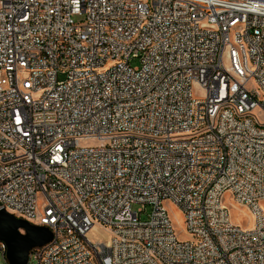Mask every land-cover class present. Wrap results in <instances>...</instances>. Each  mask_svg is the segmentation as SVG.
<instances>
[{"label":"built area","instance_id":"1","mask_svg":"<svg viewBox=\"0 0 264 264\" xmlns=\"http://www.w3.org/2000/svg\"><path fill=\"white\" fill-rule=\"evenodd\" d=\"M261 200L264 0H0V208L52 233L28 260L264 264Z\"/></svg>","mask_w":264,"mask_h":264},{"label":"water","instance_id":"2","mask_svg":"<svg viewBox=\"0 0 264 264\" xmlns=\"http://www.w3.org/2000/svg\"><path fill=\"white\" fill-rule=\"evenodd\" d=\"M52 237L46 226L35 225L0 208V241L6 244L8 264H26L34 248Z\"/></svg>","mask_w":264,"mask_h":264},{"label":"rangeland","instance_id":"3","mask_svg":"<svg viewBox=\"0 0 264 264\" xmlns=\"http://www.w3.org/2000/svg\"><path fill=\"white\" fill-rule=\"evenodd\" d=\"M247 88L248 89L256 88L254 79H252L251 81L247 83ZM193 94L195 96H202L203 92L200 89H197L194 87ZM41 203H42V198H39V204ZM222 204L229 211L231 221L234 224L239 225L243 228H248L252 225L253 216L249 212L248 208L246 206H242V205L234 203L233 200L231 199L229 192L224 193ZM259 204L264 209V200H261ZM164 205L168 211V214L170 216L171 222L173 224V227L175 229L177 236L181 239H184V238L188 240L192 239V235L189 234L186 230V221H185V216H184L182 209L177 204H175L174 202H170V201L165 202ZM138 207H140V205H136L133 208L137 209ZM148 211H149V206H146L145 211H143L141 215L142 219L147 218L146 212ZM98 232L99 231L96 228L94 231H92L91 234L93 237H98L99 236ZM0 264H8V263L6 262L5 259H3L0 256ZM26 264H37V262L36 260L31 258L30 260H28Z\"/></svg>","mask_w":264,"mask_h":264},{"label":"bare ground","instance_id":"4","mask_svg":"<svg viewBox=\"0 0 264 264\" xmlns=\"http://www.w3.org/2000/svg\"><path fill=\"white\" fill-rule=\"evenodd\" d=\"M95 229H96V227H93L92 231H94ZM92 231H91V232H92ZM91 232H90V233H91Z\"/></svg>","mask_w":264,"mask_h":264}]
</instances>
